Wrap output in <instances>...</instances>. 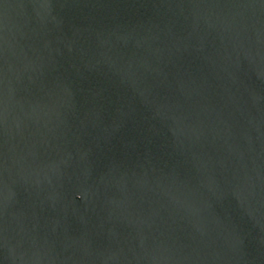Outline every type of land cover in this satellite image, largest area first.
<instances>
[{"label":"water","instance_id":"1","mask_svg":"<svg viewBox=\"0 0 264 264\" xmlns=\"http://www.w3.org/2000/svg\"><path fill=\"white\" fill-rule=\"evenodd\" d=\"M0 264H264V0H0Z\"/></svg>","mask_w":264,"mask_h":264}]
</instances>
